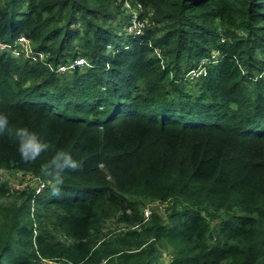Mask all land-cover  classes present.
I'll return each instance as SVG.
<instances>
[{"label": "trees", "instance_id": "trees-1", "mask_svg": "<svg viewBox=\"0 0 264 264\" xmlns=\"http://www.w3.org/2000/svg\"><path fill=\"white\" fill-rule=\"evenodd\" d=\"M19 36L55 68L89 66L0 51V169L40 181L0 180V264H264V0H0V42ZM18 127L48 143L36 161ZM58 148L79 167L53 195ZM129 188L176 201L146 220Z\"/></svg>", "mask_w": 264, "mask_h": 264}, {"label": "clouds", "instance_id": "clouds-1", "mask_svg": "<svg viewBox=\"0 0 264 264\" xmlns=\"http://www.w3.org/2000/svg\"><path fill=\"white\" fill-rule=\"evenodd\" d=\"M7 131H9V117L5 112L0 111V134H4ZM15 137L18 141L20 156L26 162L36 161L48 148V143L41 135L28 127L16 128ZM78 167V162L73 158L69 150L64 148L56 150L48 163L43 166V174L49 177L48 187L53 195L60 192L66 171L75 170Z\"/></svg>", "mask_w": 264, "mask_h": 264}, {"label": "rangeland", "instance_id": "rangeland-1", "mask_svg": "<svg viewBox=\"0 0 264 264\" xmlns=\"http://www.w3.org/2000/svg\"><path fill=\"white\" fill-rule=\"evenodd\" d=\"M127 13H130L129 10H127ZM132 18V15H131ZM144 23V25L146 24V22H142ZM131 25V23L128 24V26ZM127 26V27H128ZM126 27V29H127ZM133 36H136V34H132ZM191 74H189L188 79L191 81H194L197 79L198 75H199V71H195V72H190ZM185 139V143H187V141H189V137L184 138ZM186 145V144H184ZM180 153L185 156L186 155V151L180 150ZM98 168L101 171V175L100 177L105 178L106 182L112 183L113 186L116 187V176L114 178V173H116V170L114 169L113 166L108 167L107 165L100 163L98 165ZM117 175V174H116ZM0 180L1 181H5L9 184L10 188L12 190L14 189H18V188H24V187H30V188H35L37 189L38 186H40V181L38 180L37 177L34 176V174L32 172H26V171H6L4 169H0ZM130 190L128 192L132 193L131 199L135 200L137 205H139V203H143L144 206L141 209L144 211H148L152 212L157 211L160 213L165 214L166 210L172 206L175 203V199L174 198H168L165 202H161L159 200L153 199V198H149L148 193L147 192H140L138 194H136V190L134 188H129ZM108 229H113V230H120L123 231L124 229H126V225H117L114 223V221H110L107 224ZM161 253H166L167 251H161ZM167 260H169L167 258Z\"/></svg>", "mask_w": 264, "mask_h": 264}, {"label": "built area", "instance_id": "built-area-1", "mask_svg": "<svg viewBox=\"0 0 264 264\" xmlns=\"http://www.w3.org/2000/svg\"><path fill=\"white\" fill-rule=\"evenodd\" d=\"M127 8H130V12L132 15L131 18V25H129L126 29L128 33L139 35L144 29V23H141L139 20V13L143 10L140 5H137L136 9H131V7L126 4ZM0 51L8 52L14 58L23 57L29 61L37 62L41 61L44 62L43 64L46 65L50 71L57 73L58 75H65L76 68H83L88 67V63L84 59H76L71 64L67 65H59L56 68L49 65L47 62L45 63L46 56L42 53H35L30 42L24 37L19 36L17 37L12 44H6L0 42ZM151 212L144 211V217L147 220Z\"/></svg>", "mask_w": 264, "mask_h": 264}]
</instances>
